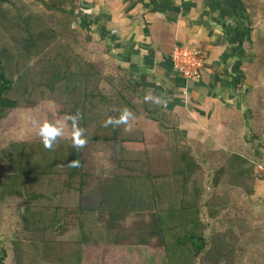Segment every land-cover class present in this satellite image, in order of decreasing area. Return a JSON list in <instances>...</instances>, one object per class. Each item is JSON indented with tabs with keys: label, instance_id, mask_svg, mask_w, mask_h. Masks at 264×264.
Instances as JSON below:
<instances>
[{
	"label": "trees",
	"instance_id": "obj_1",
	"mask_svg": "<svg viewBox=\"0 0 264 264\" xmlns=\"http://www.w3.org/2000/svg\"><path fill=\"white\" fill-rule=\"evenodd\" d=\"M34 2L43 10H34L24 0H0V33L4 36L0 48V122L13 110L32 109L44 99L57 104L53 112L57 119L52 123H62L64 132L68 128L71 136L58 137L52 148H46L42 139L14 140L4 146L0 141V169L3 162L7 166L5 171L0 170V202L24 200L22 209L17 208L18 222L28 237L13 242L11 264H84V249L87 245H99L96 235L100 234V229L106 231L105 236L113 245L163 248L167 264H205L206 255H213L215 264L222 260L232 264L237 244L225 240L227 233H217L208 247L207 225L201 218L203 186L196 177L202 168L191 146L176 136V130L180 132V129L174 119L144 85L120 72L118 65L119 73L106 75L99 62L86 55L83 58L80 54H71L76 50V41L69 37L71 34L75 37L76 32H67L69 19L62 25L51 21L56 19L55 13H59L58 17L77 18L79 26L88 29L90 24L77 0ZM251 3L254 13L249 23L252 20L255 23L259 13L262 23L264 0ZM69 6L73 9L69 10ZM261 33L264 49V29ZM73 59L77 62L74 68L70 66ZM39 92L42 96H38ZM74 93L78 95L76 99H72ZM25 95L28 96L23 99ZM125 109L132 113L131 118L142 116L154 122L167 142L170 141L161 148L165 152L168 147V153L161 156V159L166 157L165 170L156 172L149 165L145 177L122 175L121 171L107 177L100 182L101 202L96 215L92 209L85 208V214L89 212L85 222L80 219L79 226L67 232L65 218L74 212L81 216L83 208H69L59 203L50 186L53 180L65 178V190L69 187L68 190H72L77 181L74 189L82 192L86 180L93 175L87 157L83 156L87 142L79 151L75 149L73 121L67 117L76 118L77 126L84 133L82 139L86 140L88 125L95 122L92 127L95 135L108 136L112 142L121 141L125 146L132 145L137 152L139 150L137 155L144 151L149 153L152 147H148L142 137L140 140L131 137L133 134L127 131V124L105 126L110 117L118 119ZM222 153L224 164L214 173V185L230 173L228 179H233L234 186L243 187L254 195L257 178L264 179L260 172L261 177L255 175L257 164L253 165L247 156L237 152ZM143 160L149 159L138 158L134 163L143 164ZM72 161L78 166H72ZM160 177L161 182L170 177L173 184H166L164 180L163 188L157 186L154 180ZM162 196L167 199L165 206H161ZM212 201L213 197L205 204L215 216L211 212ZM130 217L131 222L126 224ZM6 255L2 249L1 263Z\"/></svg>",
	"mask_w": 264,
	"mask_h": 264
},
{
	"label": "crops",
	"instance_id": "obj_2",
	"mask_svg": "<svg viewBox=\"0 0 264 264\" xmlns=\"http://www.w3.org/2000/svg\"><path fill=\"white\" fill-rule=\"evenodd\" d=\"M252 1L257 0H77V4L90 24L87 30L95 29L96 40L107 47L104 55L120 72L144 85L164 111L173 113L182 134L198 138L201 148L212 154L226 149L259 156L245 138L249 126H261V121L255 124L256 118L251 119L253 113L264 111V82L252 71L251 52L254 34L264 29V21L249 23ZM175 44L200 46L206 54L201 78L190 82L186 93L171 61ZM255 189L264 213V179L257 178Z\"/></svg>",
	"mask_w": 264,
	"mask_h": 264
},
{
	"label": "rangeland",
	"instance_id": "obj_3",
	"mask_svg": "<svg viewBox=\"0 0 264 264\" xmlns=\"http://www.w3.org/2000/svg\"><path fill=\"white\" fill-rule=\"evenodd\" d=\"M24 1L34 10H43L41 6L35 4L34 0ZM71 7L72 6L68 7L69 10L73 9ZM55 15L57 17H55L56 19H52V23L55 22L56 24L60 23L62 25L64 21L67 22L69 19V30L67 32H76L75 37L73 36L74 34H71L69 37L70 40L76 41V50L71 54H80L83 58H85L86 55L90 59L99 62L100 67L106 75L119 73L117 65L113 60L104 55L106 54L104 51H106L107 47L98 43L96 40V33H91L87 29L81 28L77 18L70 20V17L65 18L67 16L64 15L58 17L60 15L59 13H55ZM255 20H260V15H256ZM258 29L259 28H257V31ZM261 34L260 31L254 34L255 41L251 47L253 56L252 71L256 74L259 73L257 79L264 82V76L261 75L264 74V49L263 43H261ZM2 37L4 36L0 33V48L3 42ZM91 37L94 38L91 39ZM48 49L49 48L45 50ZM83 58H81V60ZM76 63L77 62L73 59L70 66L74 68ZM16 77L17 74L14 75V78ZM78 91V93H80L81 89H78ZM35 95L37 96V93ZM27 96L28 95H25L23 99H26ZM38 96H42V93L39 92ZM77 97L78 95L76 93L72 95V99H76ZM56 108L57 104L55 105L53 101L41 99L32 109L20 107L13 110L4 121L0 122L1 144L3 146L8 145L14 140L42 139L38 134L39 126L45 121L52 123V120L57 119L53 113ZM168 113L173 119V113ZM253 117L256 118L257 121H255V124L261 121V126L259 124L257 125L260 127L259 133L255 132L258 127L249 126V132L245 134V138L252 142V147L255 148V151H260L259 156H254L253 151L252 154L250 153L247 156V159L253 165H256L264 161V154H261L262 147H264V111L254 112L251 119ZM91 123L88 125L85 136L87 145L86 150L83 152V156L87 157L89 161L88 167L92 169L93 175L86 180L82 192H77L78 190L74 189L78 185L77 181L72 190H68L71 189L70 187L65 190L63 186V183L67 182L65 178L53 180L50 186V189L56 192L59 203L67 204L69 208H71V206L77 209L79 207L83 208L81 216L74 212V214L68 215L65 218L64 226L67 232H72L71 229L74 226H79L80 219H83L85 222L84 219L89 214V212L85 214V208L92 209L93 212L95 211L94 214L96 215L101 202V195L99 194L100 182H104L107 177H112L113 174L115 175L120 171L123 172L122 175L130 174L135 177H145L149 165L153 171L156 172L165 170L163 162L166 157L161 159V156L168 153V147L165 149V152H163L161 148L169 144L170 141L167 142V137L159 131L154 122L148 121L142 116H135L130 118L127 123V131L133 134L131 137L138 140H140L139 137H142V139H145L146 144L149 145L148 147H152L149 153L144 151L141 152L140 155H137L139 150L137 152V149L132 145L127 144L125 146L121 141L119 143L112 142L111 140L113 139L108 136L95 135L92 130L95 122ZM252 123L253 121H251L250 124L252 125ZM181 131V129L180 132L177 129L176 136L182 139L184 143L191 146L192 152L202 168L197 173L196 177L198 183L203 186L201 218L207 225L205 234L209 242L208 247L211 245V241H213L212 238H215L217 233H227L228 238L225 237V240L237 244L232 264H264V219L262 218L264 213L262 211V201L260 198H256L255 194H248L247 189L236 185L234 186V182L232 183L231 181L232 178L228 179V177L231 176L230 173L226 174L219 184L214 185V173L224 164L223 153L221 151L225 152L227 150H219L212 154L201 148L202 145L199 143L198 138H193L192 136L188 137L182 134ZM63 135L67 137L71 136V131L67 128ZM260 140L262 142H260ZM138 158L149 160H143V164L138 163L137 165L134 161ZM6 168L7 166L3 162L0 170L3 172ZM255 175L261 177L259 172ZM164 180L166 184H173L170 177L162 179V182L160 177L155 179L154 182L157 186L161 185L163 188ZM105 194L109 195L106 190ZM162 197L163 201L161 206H165L167 205V199H165L164 196ZM212 197L214 200V202L212 201L214 209L212 207L211 212L214 213L215 216L211 215L209 212L210 208L205 204L206 201L208 199L211 200ZM23 203L24 200L22 201L20 198L17 200L8 199L5 202H0V256L2 255V249H5L7 253L4 261H2L3 263L0 262V264H11L14 259L13 242L18 239L25 240L28 238H26V235L22 232L20 223L18 222L19 214L17 208L19 207L22 209ZM215 207H217V209H215ZM131 216L134 217L133 214ZM132 217L129 218L126 224L131 222ZM84 225L86 226L87 224L85 223ZM102 230L100 229V234L96 235V237H99L97 240L99 245H87L84 249V264H167L163 248L154 247L153 245H113L110 243L111 240L108 236H105L106 231L104 230L103 232ZM92 243H95V241H92ZM205 262V264L216 263L213 255H206ZM198 264L200 263L198 262ZM219 264L229 263L222 260Z\"/></svg>",
	"mask_w": 264,
	"mask_h": 264
},
{
	"label": "built area",
	"instance_id": "obj_4",
	"mask_svg": "<svg viewBox=\"0 0 264 264\" xmlns=\"http://www.w3.org/2000/svg\"><path fill=\"white\" fill-rule=\"evenodd\" d=\"M174 69L184 81V92L190 82L201 78L206 63V54L200 46L175 44L171 53ZM257 170L264 175V161L257 163Z\"/></svg>",
	"mask_w": 264,
	"mask_h": 264
},
{
	"label": "clouds",
	"instance_id": "obj_5",
	"mask_svg": "<svg viewBox=\"0 0 264 264\" xmlns=\"http://www.w3.org/2000/svg\"><path fill=\"white\" fill-rule=\"evenodd\" d=\"M131 116L132 113L129 112L127 109H125L123 110L122 114L118 119L110 117L105 122V126L106 127L108 125L119 126L121 124H127ZM67 118L73 121L74 147L77 151H79V149L82 148L86 143V140L81 138V136L84 135V133L77 126L75 117L69 116ZM38 134L42 138V142L44 146L46 148H52L57 138L63 136L64 126L62 123L53 124L51 122L45 121L43 124L39 126ZM70 164L72 166H78L75 161H72Z\"/></svg>",
	"mask_w": 264,
	"mask_h": 264
}]
</instances>
